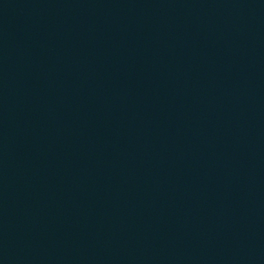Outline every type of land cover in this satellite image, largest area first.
<instances>
[{"label": "water", "instance_id": "obj_1", "mask_svg": "<svg viewBox=\"0 0 264 264\" xmlns=\"http://www.w3.org/2000/svg\"><path fill=\"white\" fill-rule=\"evenodd\" d=\"M0 264H250L197 0H0Z\"/></svg>", "mask_w": 264, "mask_h": 264}]
</instances>
